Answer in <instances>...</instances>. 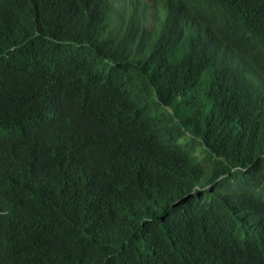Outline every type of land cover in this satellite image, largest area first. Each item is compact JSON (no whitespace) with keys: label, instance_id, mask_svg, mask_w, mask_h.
<instances>
[{"label":"trees","instance_id":"trees-1","mask_svg":"<svg viewBox=\"0 0 264 264\" xmlns=\"http://www.w3.org/2000/svg\"><path fill=\"white\" fill-rule=\"evenodd\" d=\"M0 264H264V0H0Z\"/></svg>","mask_w":264,"mask_h":264}]
</instances>
